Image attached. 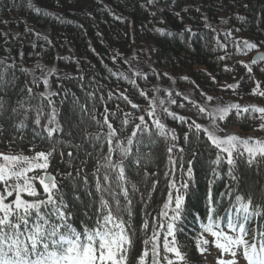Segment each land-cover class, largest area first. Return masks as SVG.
I'll return each mask as SVG.
<instances>
[{
  "label": "trees",
  "instance_id": "trees-1",
  "mask_svg": "<svg viewBox=\"0 0 264 264\" xmlns=\"http://www.w3.org/2000/svg\"><path fill=\"white\" fill-rule=\"evenodd\" d=\"M203 15L211 26L205 24ZM223 17L221 31L217 23ZM243 41L256 47L238 51L236 45ZM253 53L251 58L243 59ZM258 55H264V0H0V153L27 154L55 148L47 172L56 178L58 196H62L71 213L62 231L83 234L85 227L94 229L97 220L102 219V199L114 212L116 209L109 192L97 190L98 176L107 188L102 165L109 153L108 143L96 138L108 132L105 117L116 130L114 139L126 145L143 115L151 135L147 131L141 134L138 139L142 143L125 159L130 206L114 177L111 185L120 200L119 215L130 225L128 264H137L145 247L151 249L152 245L144 242L152 236V218H159L170 181L179 184L188 180L189 160H194L193 173L182 219L176 222L175 238L185 256L180 264H205L206 251H198L196 239L202 232L201 223H207L209 188L216 216L224 221L236 194L246 200L251 196L252 210L261 215L253 216L247 225L264 230V161L250 167L246 157L237 158L233 168L238 180L233 181L224 159L227 154H221L203 133L194 128L190 131L193 120L203 126L209 123L196 114L193 102H205L203 93L217 96L219 101L233 98L232 103L241 106L264 107V96L259 95L264 92V61L251 64ZM52 63L64 74L48 76L45 87L42 77L46 71L42 66ZM246 64L251 66V73ZM231 84L238 87H225ZM180 88L186 96L177 93ZM253 89L257 92L253 93ZM48 92L54 95L41 97V93ZM141 92L146 95L141 96ZM133 104L138 108L134 109ZM165 108L187 122L173 119L164 112ZM53 109L55 123L51 127L57 131L50 138L45 126ZM153 110L154 116L149 118L147 113ZM38 112L39 125L35 122ZM126 118L127 124L123 123ZM153 119L173 130L177 139L159 135ZM262 122L258 113L237 119L233 110L220 127L237 129L239 135L247 136L260 129ZM185 133L189 134L187 141ZM173 145L169 154L168 148ZM218 154L221 161L214 164ZM112 159L120 160V153L114 151ZM34 183L39 195L22 194L23 198L45 199L38 181ZM2 188L4 184L0 183ZM229 190L232 196L221 195ZM14 199L13 195L8 202ZM103 211L106 215L107 209ZM146 219L147 229L143 227ZM53 222L60 223L55 218ZM157 244L160 264H167L163 232ZM206 247L210 248V244ZM167 256L179 264L174 253ZM145 264H152L151 252Z\"/></svg>",
  "mask_w": 264,
  "mask_h": 264
},
{
  "label": "snow or ice",
  "instance_id": "snow-or-ice-1",
  "mask_svg": "<svg viewBox=\"0 0 264 264\" xmlns=\"http://www.w3.org/2000/svg\"><path fill=\"white\" fill-rule=\"evenodd\" d=\"M236 47L238 51H241L255 48L256 45L243 41L242 44H237ZM219 59H225V57H219ZM258 61H264V55L254 57L251 64H256ZM245 67L251 73V66L246 64ZM225 70L227 71L228 69L226 68ZM53 71L48 70L42 77L45 87L48 86V76L52 75ZM225 87L235 90L238 85L231 84ZM28 92L31 94L32 89L29 88ZM256 92L257 89H253V93ZM40 95L41 97H51L54 93L48 92ZM140 95L145 96L146 94L141 92ZM202 95L206 96L205 103L198 105L193 102V106L197 109L196 114L207 118L209 124L208 126H203L193 120L189 125V129L191 131L194 128L197 133H203L211 145L219 149L221 154H227L224 159L229 165L228 175L233 181H237L238 177L234 175L233 168L236 159H244L246 157V163L250 167L253 164L264 161V139L251 136L243 138L236 134L228 133L221 136L219 133L225 130L220 127V122L226 121L233 110L237 119L244 118L248 114L258 113L259 119L264 121V107L255 105L241 106L238 103H230L225 106L217 104L212 107L210 104L216 98L203 93ZM259 95L264 96V92H260ZM125 99L127 98L125 97ZM171 102L175 103L174 100ZM48 103H52L51 99L48 100ZM160 103L163 104V101ZM0 107H2V104H0ZM132 107L135 109L138 108V105L133 104ZM13 111H16V109H13ZM164 112L182 123L187 122L185 117L176 116L175 113L169 112L167 108L164 109ZM147 115L152 118L154 110L148 111ZM252 118L256 119L257 117L252 115ZM139 120L140 123L133 129L132 135L127 138L125 145L119 139H114L116 130L112 127V124L108 123L107 116L105 117L104 123L107 125L108 132L103 137L98 134L96 138L106 139L108 143L109 153L104 158V165H102L106 169L103 180L107 182V188L101 185L98 176L97 190L100 192L108 191L116 201V209L114 212L109 207L108 201L102 199V210L100 213L102 219L97 220L94 229L85 227L83 234L75 230H69L67 234L62 231L63 228L67 227L65 222L71 213L67 211V205L64 203L62 196H58L60 189L56 178L47 172L48 160L55 148L49 152H36L33 157L22 154L8 155L0 153V161H2L0 162V183L4 184L3 192H0V264H128V253L132 245L131 236L127 230L130 225H127V222L119 215L121 211L120 200L118 199V193L112 191L111 185L114 177L116 186L119 188L120 193L123 194L124 199L128 200L130 206L131 200L128 199L129 193L125 187L127 183L125 159H129L133 154V148L142 143L138 139L141 134L147 131L151 135V128L145 121V117L141 115ZM35 122L38 125L40 124L39 112ZM54 123L55 110L53 109L49 124L45 126V131H47L50 138L57 131L56 128L51 127ZM123 123H128L127 118ZM152 123L158 130L159 135L166 138L170 135L172 141L177 139L174 131L166 129L159 119H153ZM259 128L264 130V122L260 123ZM184 138L187 141L189 134L185 133ZM174 146L168 148L169 154L173 152ZM114 151L120 153V160L114 161L112 159ZM180 151L182 152L183 149H180ZM138 152L139 148H137ZM68 156L71 157L72 153L69 152ZM220 161L221 155L218 154L217 159L213 163L219 164ZM135 163L139 165L140 160L136 159ZM169 163H174L171 155H169ZM187 164L186 175L188 180H182L179 184L175 180L170 181L168 198L160 210L159 218H152V236L144 242L145 245L150 243L152 247L151 249L145 247L143 253L137 259V264H145V257L149 255V252L152 255V264H160L157 240L161 232H163L164 240V259L167 264H174V260L168 258V253H174L177 261H185V256L177 246L175 233L177 230L176 222L182 219L184 200L191 182L194 160H189ZM181 166H183L182 161ZM37 169L43 170V174L29 175V173H34ZM213 175H217L215 170H213ZM35 181H38L42 187L46 198L35 201L25 200L22 194L31 197L39 195ZM212 183L213 181H210V186ZM133 189H135V185H133ZM13 195L15 199L8 202V199ZM221 195L232 196L233 193L229 190ZM208 201L207 223H201L202 232L196 239L198 251L201 253L207 251L206 246L209 245L210 241L203 235L206 232L214 238L211 243L220 250L221 256L218 258L217 264H237V252L241 249L248 264H264V232L258 233L259 243L255 242V238L251 243L245 239L247 222L253 216L261 215L259 211L252 210L253 198L249 196L246 200L243 195L236 194L232 207L226 210V226L233 233L231 235L223 230L222 218L216 216L215 201L212 197L211 187L209 188ZM104 209H107L106 215H104ZM131 215L129 211V218ZM53 218L60 221V223L53 222ZM22 227L23 231H21ZM143 227L145 229L149 227L147 219ZM22 236L23 239H21ZM169 237L172 238L171 241ZM224 254H229L231 259H224Z\"/></svg>",
  "mask_w": 264,
  "mask_h": 264
},
{
  "label": "rangeland",
  "instance_id": "rangeland-1",
  "mask_svg": "<svg viewBox=\"0 0 264 264\" xmlns=\"http://www.w3.org/2000/svg\"><path fill=\"white\" fill-rule=\"evenodd\" d=\"M203 20L205 21V24L208 25V26H211L210 24V21L206 18V16L203 15ZM225 24V18L223 17L218 23H217V28H220L221 31H223V26ZM254 55L251 54V55H248L247 57L243 58L245 60L251 58V56ZM38 56V55H37ZM39 59V58H38ZM38 59H36L35 61H38ZM38 64V63H37ZM39 66H41L40 64H38ZM42 68L47 72L48 70H54L52 74H56V75H63L64 73H62L56 66L54 63L52 64H48L47 66L45 65L44 67L42 66ZM176 79H174L172 82H174ZM176 87V86H174ZM177 93H180L181 95H185L186 96V92L183 90V88H180L177 90ZM232 95V94H231ZM230 95V96H231ZM213 97H217V96H213ZM198 105H203L205 102H201V101H196ZM233 102V98H230L228 99L227 101H219L217 99H214L210 106L212 107H215L217 104L221 105V106H225L227 104H230ZM53 113H51V115L49 116V118L52 116ZM264 122V121H263ZM209 124V123H208ZM207 125H204V126H208ZM224 129V128H223ZM225 131L222 132V133H219V135L223 136L225 133H228V134H236L238 136H241L243 138H247L249 136L251 137H254V138H261V139H264V130H261V129H257L256 131H252L250 134H248L247 136H243V135H239L240 133L237 131V129H224ZM78 151H82V149H78ZM36 152H40V151H33V152H29L27 154L25 153H7L8 155H24V156H28V157H33L35 155ZM3 154H6V153H3ZM2 162V161H0ZM49 173V172H48ZM43 174V170H35L34 173H29V175H42ZM0 192H3V190H1ZM224 231L228 232L230 235L233 234L231 233L228 229H224ZM253 231V229H252ZM255 231H253L254 233ZM260 232V230H257V234ZM247 240L251 243L253 242L254 238L256 240L257 238V235H251L248 233L247 231ZM207 238L210 239V248H207V251H206V258L204 260V263L206 264H217V260L218 258L221 256V253H220V250L218 248L215 247L214 244L211 243V241L214 239L210 234L207 233L206 235ZM258 239H259V236H258ZM259 243V242H257ZM209 256V257H208ZM224 259H231V256L229 254H224ZM236 260H237V264H248V262L245 260L244 256H243V253H242V249L239 250L237 252V256H236Z\"/></svg>",
  "mask_w": 264,
  "mask_h": 264
}]
</instances>
